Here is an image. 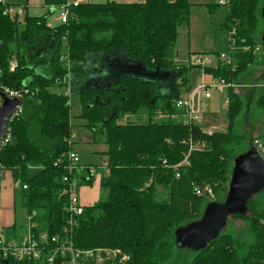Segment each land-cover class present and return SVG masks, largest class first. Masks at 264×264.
Segmentation results:
<instances>
[{
    "label": "trees",
    "instance_id": "1",
    "mask_svg": "<svg viewBox=\"0 0 264 264\" xmlns=\"http://www.w3.org/2000/svg\"><path fill=\"white\" fill-rule=\"evenodd\" d=\"M67 3L44 2L54 14ZM9 4L24 6L22 20L3 15ZM224 5L232 63L218 61L204 73L234 87L227 89V128L206 132L185 121L187 112L176 106L181 85L190 90L189 73L199 67L177 59L181 31L191 24L190 0L71 4L67 23L58 17V27L50 26L45 16H31L27 0L0 2L3 85L28 92L22 113L8 125L11 140L0 149V172L10 171L19 183L15 210L24 212L23 231L36 212V234H61L69 218L61 196L63 177L79 178V186H92L94 179L87 176L88 167L79 166L72 174L68 170L67 156L74 145L68 143L69 98L50 89L67 85L76 91L90 77L88 62L115 52L132 62L129 72L78 92L85 98L88 127L100 125L98 133L105 138L109 174L102 179L105 197L85 206L78 218L74 246L120 249L130 258L124 264H264V191L249 201L246 214L229 219L245 223L236 233H223L191 257L175 244L177 229L199 220L209 203L226 200L234 160L240 155L235 154L237 123L244 110L239 89L251 86L249 72L256 65L264 81L263 49L261 56L254 54L262 48L263 0H226ZM64 44L68 55L62 57ZM12 61L17 68L10 72ZM162 78L174 86V93L160 83ZM258 99L264 108V89ZM19 228L16 224L5 229L8 241L24 236L18 235ZM0 264L36 263L8 259Z\"/></svg>",
    "mask_w": 264,
    "mask_h": 264
},
{
    "label": "rangeland",
    "instance_id": "2",
    "mask_svg": "<svg viewBox=\"0 0 264 264\" xmlns=\"http://www.w3.org/2000/svg\"><path fill=\"white\" fill-rule=\"evenodd\" d=\"M9 2H16L17 0H8ZM221 0H190L193 4L191 12V24L189 28L182 30L181 36L176 46L178 53V60L186 61L191 65L195 57H202L204 65L202 67L194 68L189 73L190 85H192L191 92L187 95L186 88L181 85V99L191 98V114L193 115V123L201 126L205 131L208 130H225L227 128V112L228 99L227 89H214L211 88L209 93L210 97L206 98L204 91L199 90L197 87L205 82L206 85H211L213 78L204 73L206 67L215 66L222 55H227L229 52V38L228 32L223 27L226 23L228 9L225 5H219ZM77 2V1H76ZM73 3V2H72ZM264 6V0H263ZM213 10V11H212ZM38 12V13H37ZM45 12L41 9L33 10L30 12L31 16H43ZM60 18V12L57 10L53 17L49 20L53 23L54 27L61 26V22L57 21ZM259 22L261 27L264 28V19L260 16ZM68 55L66 45L62 48V57ZM132 64L131 61L124 56L113 53H102L93 57L86 69L88 76L85 83L76 86V91H71L67 85L61 87L51 88L52 93L63 94L68 96L70 112H71V125H72V140L73 152L78 156L81 167H94L97 169V175L94 176L92 186L81 185L78 191L79 197L85 206H93L102 200L106 191L102 188V179L107 175L103 166L107 162L106 152L108 150L105 143V138L98 133L100 125L94 129L88 127V120L84 116V99L78 92L93 87L94 83L103 82L107 83L111 78L118 77L119 75L129 72L128 67ZM252 69V68H251ZM249 73H251L248 80V88H240L239 91L243 96L244 110L240 116L236 133L238 139L236 141L235 154H243L250 148L255 140L264 139V108L258 105V96L262 83V69L256 65ZM84 82V81H83ZM160 83L168 85V90L175 92L174 86L165 78L160 80ZM164 88V87H163ZM189 117V116H188ZM185 117L188 122L189 118ZM198 118V120H196ZM136 117H131V121L136 122ZM190 121V120H189ZM124 122V121H123ZM251 141V142H250ZM78 183V181L76 179ZM17 225L20 231L18 235L24 233V212L17 208ZM245 223L241 220H229L228 225L223 233H236L239 228H243ZM233 229V230H232ZM189 251V250H186ZM191 252H187L191 257ZM193 256V255H192Z\"/></svg>",
    "mask_w": 264,
    "mask_h": 264
},
{
    "label": "built area",
    "instance_id": "3",
    "mask_svg": "<svg viewBox=\"0 0 264 264\" xmlns=\"http://www.w3.org/2000/svg\"><path fill=\"white\" fill-rule=\"evenodd\" d=\"M1 3L6 5L7 0H0ZM82 3H87L86 0H78L73 3L74 7ZM226 0H221L220 4L224 5ZM70 3H67L65 7L60 10L59 20L66 24L69 17L68 7ZM25 14V8L23 5H11L9 4L3 13L4 16L10 20H22ZM255 55L261 56L262 48L258 46L254 52ZM222 62L231 64L232 61L228 55H222L220 57ZM192 66L202 67L204 60L202 57H195ZM17 68V62L12 61L10 63V72H13ZM3 71L0 70V106L3 105L6 99L20 100L23 103V99L28 92L13 89L6 85H3ZM233 85L225 83L223 80L214 79L211 85H206L205 82L201 83L197 88L204 91L206 98L210 97V89H229L233 88ZM260 88L264 89V81L260 84ZM228 105V99L226 100ZM176 106L179 109H184L189 116V119L193 121L194 117L191 114V98H183L176 102ZM23 105L19 107L12 115L11 123L16 117L22 113ZM198 120V118H196ZM9 125V124H8ZM11 140V135L7 128V133L0 143V149ZM72 139L68 142L71 144ZM253 147L264 158V140H255ZM68 170L72 174L78 169L79 158L73 152H69L67 156ZM105 172L109 174L107 169V163L103 166ZM87 170L88 177H94L97 175V169L94 167L85 168ZM76 177L64 176L62 179V191L61 196L66 199L65 211L68 214V219L65 226L62 229V233L58 235H49L48 233L36 234L34 231L35 225L32 224V219L37 216L36 212H32L28 217L27 232L20 240L8 241L5 236V230L0 228V261L13 259L17 261L27 260L36 264H54L55 259L59 257L61 264H124L129 261V256L125 255L120 249L110 248H96L90 250H80L74 246L72 240L73 230L77 226L78 218L84 213L85 205L82 203L78 191L79 183L76 181ZM80 181V179H77ZM16 187H19V183H16ZM26 189V187H24ZM200 194V192H198ZM210 199H214L213 193L208 191Z\"/></svg>",
    "mask_w": 264,
    "mask_h": 264
},
{
    "label": "water",
    "instance_id": "4",
    "mask_svg": "<svg viewBox=\"0 0 264 264\" xmlns=\"http://www.w3.org/2000/svg\"><path fill=\"white\" fill-rule=\"evenodd\" d=\"M264 19V7L261 11ZM264 68V33L261 37ZM23 105L20 100L6 99L0 106V143L7 133L13 113ZM264 191V158L255 149L234 160L226 200L211 202L202 217L175 231V244L179 250L195 253L206 250L225 231L229 219L247 213L249 201Z\"/></svg>",
    "mask_w": 264,
    "mask_h": 264
},
{
    "label": "crops",
    "instance_id": "5",
    "mask_svg": "<svg viewBox=\"0 0 264 264\" xmlns=\"http://www.w3.org/2000/svg\"><path fill=\"white\" fill-rule=\"evenodd\" d=\"M76 1L78 0H68V3L73 4ZM86 1L87 3H90V4H104L107 2H113V1L118 2L120 0H86ZM121 1L133 2L136 0H121ZM16 2H13V3H16ZM44 2L45 0H27L28 12L30 13L31 11L37 10L38 8L43 10V12H45L43 16H45L48 19L49 25L54 26L53 23L50 22L49 20L51 17L54 16V9L45 6ZM189 88L190 90H186L187 95L189 94V92H191L192 85H190ZM208 131L210 132L212 130H208ZM17 191L18 189L16 187V182L13 179L12 173L10 171L0 172V228L2 230L9 229L17 224L18 214H17V211L15 210L16 208L15 201H16ZM24 221L25 219H23V224H25ZM25 232H27V229L24 231L23 234H25Z\"/></svg>",
    "mask_w": 264,
    "mask_h": 264
}]
</instances>
